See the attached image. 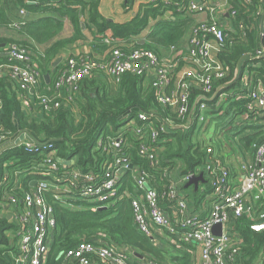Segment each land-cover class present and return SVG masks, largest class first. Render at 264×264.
Here are the masks:
<instances>
[{"label":"built area","instance_id":"1","mask_svg":"<svg viewBox=\"0 0 264 264\" xmlns=\"http://www.w3.org/2000/svg\"><path fill=\"white\" fill-rule=\"evenodd\" d=\"M22 1L29 5L35 3L32 0ZM140 1L148 4L155 0ZM245 2L249 4L250 0ZM184 10L191 14L211 15L210 20L198 23L191 30L186 50L172 49L171 58L160 59L149 50L113 45L102 58L70 57L65 62V69L54 82L53 97H37V107H41L44 112L54 113L74 102L78 95L77 84L81 80L99 74L118 84L129 74L142 80L148 77L156 103L168 109L172 117L163 118L150 111L137 112L136 117L128 120L130 112L124 114L120 118L122 125L115 132L108 133L97 141V150L106 156L101 175H82L73 168L76 159L71 161L73 165L62 164L58 159L55 162L54 147L41 137L35 141L26 132H22L27 134L32 142L23 139L15 145L14 141L20 134L17 135L11 147L22 146L28 154L44 157L46 160L43 159L44 162L40 161L38 164L42 171L36 174L41 176V179L32 180L31 189L24 192L21 199L15 195L6 197L5 187L2 191L7 201L5 216L14 226L11 231L14 245L12 264L46 263L49 243L56 227L53 208L47 200V194L53 200H63L79 192L81 198L95 204L94 210L105 209L107 203L117 198L122 178L128 171L131 172L136 190L134 195H125L130 197L133 223L139 233L156 239L155 232L160 231L178 247H193L198 255V264L239 263L241 240L236 233L234 221L243 217L253 219L254 207L264 201V85L258 82L252 88L247 71L240 79V93L236 94L235 99H244L246 103L244 112L236 119L243 126L259 127L254 131L259 133V137L251 146L252 157L242 156L244 161L238 166L240 175L237 176V185L234 186L231 181L230 168L217 157L198 167L194 173L179 175L178 170L161 168L157 147L161 134L185 133L192 127L204 124L210 111L218 110L235 95L233 90H226L214 101L213 107L201 100L193 108L198 98H210L216 85L229 75L228 68L219 61L218 53L222 50L226 38L224 31L234 29L237 11L232 9L226 0L218 5H213L209 0H192ZM225 12L229 24L222 26L218 24L216 14ZM19 13L22 18L28 15L22 8ZM238 28L244 31L242 25H238ZM103 42L111 45L115 40L107 34ZM262 53L258 52V57ZM3 56L7 63L0 65V78L6 77L14 82L22 98V107L30 108L32 102L28 97H32L33 90L41 84V74L34 65L31 52L24 47L10 44L3 49ZM180 66H187V69L182 68L176 72ZM64 89L70 90L71 94L62 95L61 91ZM193 92H196L197 97L192 104ZM1 113L0 97V134L3 132ZM130 133L137 139L135 155L146 160L149 169L157 175H152L141 166L133 165L128 152L132 148L128 139ZM4 140L6 138L2 136L1 141ZM174 173L177 175L174 176ZM200 174L205 180L203 191H208L205 195H210L212 200L211 210L203 219L195 215L184 217L188 203L179 197L178 189ZM8 179L10 178L5 172L1 185L8 184ZM164 206L174 211L172 216L166 214ZM218 224L221 225V232L220 235H215L213 227ZM250 229L260 233L264 231V223L251 224ZM62 257V264H160L154 259H139L133 252L118 250L113 245L87 243H81L68 250Z\"/></svg>","mask_w":264,"mask_h":264},{"label":"trees","instance_id":"2","mask_svg":"<svg viewBox=\"0 0 264 264\" xmlns=\"http://www.w3.org/2000/svg\"><path fill=\"white\" fill-rule=\"evenodd\" d=\"M3 1L0 0V30H12L27 41L0 38V45H5L0 49V65L7 63L3 49L10 44L24 47L31 52L34 65L41 74V85L33 94L35 104L39 102L37 97L40 99L53 97L54 82L65 69V64L61 63L53 68L54 59L66 45L83 40L84 30L92 34L94 52L102 53L113 45L133 46V49L149 50L160 59H169L172 56L171 50L181 49L180 45L190 29L198 25L191 19V13L184 10L192 0H155L153 3L141 4L138 13L130 21L122 24L113 23L102 17L99 12L100 0H32L35 2L32 5L22 0H14L19 9L22 8L31 14L45 15L33 20L22 18L23 20L19 22L10 20L3 7ZM226 1L237 11V15L234 29L224 31L226 38L222 50L218 53V59L225 68H228L229 75L216 85L214 91L232 79L236 64L243 55L251 57L243 71L248 73L250 86L253 88L258 82L264 84V53L258 57V52L264 47V37L260 39L261 27L264 36V20L259 23L264 10V0H250L249 4L245 0ZM167 13H171V17L167 18ZM64 20L70 23L73 35L70 38L57 39L64 32ZM238 25L243 26V32L239 30ZM148 28L143 44H138V37ZM107 34H110L115 43L107 45L103 42ZM42 45L46 48L39 51L37 46ZM88 58L94 57L89 55ZM45 75L49 76L48 84L43 79ZM77 85L78 96L74 98V102L54 113L44 112L41 107H37L40 117L35 118L24 112L18 98L19 93L12 87L11 81L1 77L3 132L0 134V148L12 141L20 132H26L35 141L43 137L54 147L55 162L56 159L66 162L76 159L73 168L82 175L90 173L101 175L106 156L97 150V141L106 134L115 132L122 125L120 118L124 114L130 112L128 119L130 120L137 116V113L131 110L137 108L139 112L154 111L163 118L172 117L168 109L156 103L151 86L133 75H125L120 83L114 84L99 74H93ZM240 85L241 81L229 89L233 90L235 95L223 106L208 113H221L217 120L222 123L225 120L224 124L232 125L231 132H237L239 135L247 129L245 126L236 125L235 122L236 117L244 112L246 103L244 99H235L236 94L240 93ZM196 95V92L192 93V104ZM207 104L213 107L215 102ZM248 128L255 131L259 127ZM193 130L194 127L185 133L161 134L157 143L161 168H179L180 175L194 173L198 167L215 158L212 156L214 151L210 144L192 141ZM2 136H5L6 140L1 141ZM258 137L259 133L254 132L239 138L236 151L240 153L249 151ZM128 139L132 144L128 152L133 165L141 166L152 175H157L149 169L146 160L135 155L137 139L133 134H128ZM43 159L44 157L28 154L22 146H13L0 152V264H12L11 254L14 252L7 234L14 226L6 216H3L7 201L2 191L5 187L6 197L15 195L21 199L22 194L31 189L30 182L41 179L36 172L42 171L38 164ZM5 172L10 179L8 184L2 186ZM135 190L131 172L128 171L122 178L117 198L107 203L105 209L94 210L95 204L81 198L79 192L63 200H53L47 194V200L53 208L56 227L49 243L48 259L45 264H62L63 254L81 243L113 245L118 250L130 251L136 254V257L154 259L160 264H191L189 254L179 251L176 258L168 257V253L156 243L157 238L151 239L137 231L133 223L130 197L127 196L134 195ZM258 215L256 214L253 219L243 217L234 221L236 233L241 240L238 264H254L259 258H262L260 264H264V231L256 233L250 229L251 224L264 223V218H257Z\"/></svg>","mask_w":264,"mask_h":264},{"label":"crops","instance_id":"3","mask_svg":"<svg viewBox=\"0 0 264 264\" xmlns=\"http://www.w3.org/2000/svg\"><path fill=\"white\" fill-rule=\"evenodd\" d=\"M209 2H211L213 5L214 4L218 5V4H221L223 2V0H209ZM132 4L134 7L133 12H132V9H133ZM141 4H144V3H142L140 0H100L99 12L104 19L111 21L113 23L122 24V23H126V22L130 21L138 13L139 10H137V7L139 8V6H141ZM3 7H4L8 17L10 18V20L12 22H19L20 20H23L20 15L16 14V11H18L19 8L16 6V3L14 2V0H4L3 1ZM122 7L125 8V11L122 10ZM121 13H124V15H121ZM263 13H264V10L262 11L261 16L263 15ZM42 16H45V15L44 14H42V15L37 14L36 15V14L28 13V15L24 18L27 20L28 19L33 20V19L40 18ZM190 16H191V19L193 20L194 24L205 22V21H208L211 19V15L208 13H197V14H191ZM227 16L228 15L226 12L223 14H219V13L216 14V20L218 21V24L222 25V26H227V24H229ZM261 16H260V18H261ZM120 18H122L123 20H121V21L118 20ZM260 18H259V23H260ZM81 20L83 21V19H81ZM64 25H65L64 32L57 39H66V38H70L73 35L72 27L67 20H64ZM83 34L85 37L83 40H78L72 44H68L59 51L58 55L54 59L53 68H55L60 63L65 64L67 59L70 57L89 56V55L93 56L94 58L95 57H98V58L105 57L107 50L102 52V53L99 51L94 52L93 47H92V40H93L92 34L88 30H84ZM146 35H147V33L145 34V36L140 35L137 39V43L139 44V42H143ZM190 36H191V29L180 45L182 50L187 49V45H188V41L190 39ZM260 37H261L260 38L261 40L264 37L262 27H261V36ZM17 38L18 39H16V40H18V41H21V40L27 41L26 38L18 36V35H17ZM45 48H46L45 45L37 46V49L39 51H43ZM261 51L264 53V47L261 49ZM182 68L187 69V66H180L179 69L176 70V72H179ZM175 77H177V76H175ZM175 77H174V79H175ZM43 79H44V77H43ZM148 79L149 78L147 77L146 79H143V81L146 84H149ZM49 81H50V79H49ZM11 84H12V87L18 91V93H19L18 98L20 101H22L20 92H19L16 84L14 82H11ZM262 85H264V84L262 83ZM37 88L33 90L32 94L35 93ZM61 94L64 96H67V95H70L71 92L68 89H64L63 91H61ZM28 99L32 102V105L30 108L23 107L24 112H26L30 117L39 118L40 114L38 113L37 105L33 102V95H32V97L29 96ZM74 113L76 114V112H74ZM236 122H237L238 126H243L239 120L236 119ZM245 127L247 129H245L243 131V133H241L238 136L239 138L246 136L248 134L254 133V131L252 129L248 128V126H245ZM22 134L23 133L20 132L19 136H22ZM42 138L43 137H41V139ZM12 141L6 143V145L3 146L2 148L12 145ZM2 148H0V150ZM236 153L241 157V159H238L239 162H236V164H235V159H232L233 161L222 160L230 168L231 178H232L231 181H232L234 186L238 184L237 176L240 175V173H239L240 171L238 169V166H239L240 162L243 161V157H242L241 153L237 152V151H236ZM175 170H178L177 174L179 173V175H180L179 169H175ZM177 174L174 173V176ZM203 185L205 186V180L204 179H202L198 183V188L193 186V185L189 186L188 184H186L182 188L178 189L179 197L184 199L188 203V210L184 213V217L195 215V216H198L199 218L203 219V218H206L208 216V214L211 210L212 200H211L210 195H207V196L205 195L206 193H208V191H206L204 193L203 189H205V187H203ZM199 188H200V191H199ZM164 207H165L164 209H165L166 214L168 216H172L174 211L171 210V208H169L168 206H164ZM3 216H5V213H3ZM259 217H262V215L259 214L257 216V218H259ZM7 220L9 221L8 217H7ZM155 233H156L155 235L157 236V239L159 237V239L157 240L156 243L158 244V246L161 249L165 250L168 253V257H172V258L175 257L176 258L177 256H179L178 252L181 251V252H185V253L189 254V256L191 257V264H198V261H199L198 255H197L196 251H194L193 247H186V246L178 247L177 244H174L173 242H171V240L166 239V237L164 235H162L163 234L162 232L156 231ZM240 248H241V246H240Z\"/></svg>","mask_w":264,"mask_h":264},{"label":"rangeland","instance_id":"4","mask_svg":"<svg viewBox=\"0 0 264 264\" xmlns=\"http://www.w3.org/2000/svg\"><path fill=\"white\" fill-rule=\"evenodd\" d=\"M132 8H133L132 9V12H133L134 10L133 4H132ZM122 10L125 11V8L122 7ZM137 10H139L138 7H137ZM16 14L18 15L20 14L19 10L16 11ZM121 15H124V13H121ZM166 17L167 18L171 17V13H167ZM118 20L121 21L123 19L120 18ZM148 31H149V28L146 31H144L142 35L145 36V34L148 33ZM0 38L12 39V40L18 39L17 35L12 30H0ZM218 113L219 112L208 114L207 121L204 124H201L194 128L193 133H192V141L196 143L198 142L200 144H210V147L214 151L212 152L213 157L215 156L217 158H220L226 161L227 160L233 161L232 159H235V164H236V162H239L238 159H241V157L236 153V150H237L236 143L238 142L239 134H237V132L236 133L233 131L231 132L230 127H232V125L224 124L225 120L223 123L221 121H218L217 117L221 115V113L220 114ZM122 122L123 121H120V123ZM245 154L249 158H251L253 155L252 149L250 148L249 151H243V153H241L242 156H245ZM180 174H181V171H180ZM262 212H264V201L257 203V206L254 207V215L261 214L262 215L261 218H264V213ZM7 234L10 239V245L13 247L14 245H13L12 232H8ZM261 259L262 258L257 259L254 264H260Z\"/></svg>","mask_w":264,"mask_h":264},{"label":"water","instance_id":"5","mask_svg":"<svg viewBox=\"0 0 264 264\" xmlns=\"http://www.w3.org/2000/svg\"><path fill=\"white\" fill-rule=\"evenodd\" d=\"M263 20H264V13H263V15H262L261 18H260V23H262ZM82 28H84V25H83V24H82ZM139 44H143V42H139ZM4 46H5L4 44L0 45V49L3 48ZM250 60H251L250 55H243V56L238 60V62H237V64H236V67H235V70H234V74H233L232 79H231L230 81L225 82L224 84L218 86V87L216 88V90L214 91L213 95H212L210 98H205V97H200V98H198V99L195 101V103H194V105H193V108H195L196 105H197L201 100L206 101V102H209V103H212V102H214V101L218 98V96H219L223 91H226V90H229V89L233 88V87L239 82V80L241 79V77L243 76V71H244L245 65H246V63H247L248 61H250ZM59 62H60V61H59ZM59 62H58V63H59ZM44 80H45L46 83H48V82H49V76L45 75V76H44ZM131 112H135V113H137V112H139V110H138L137 108H135V109H132ZM23 139L32 142L31 138H30L27 134H22V136H19V138L16 139V140L14 141V144L17 145L20 141H23ZM11 146H12V145L2 148V149L0 150V152L7 150V149H8L9 147H11ZM58 161L61 162L62 164H65V165H73V164H74V163L71 162V161H70V162H66V161H61L60 159H58ZM202 179H203V175L200 174L199 176H196V177L192 178V179L188 182V185H189V186H190V185H193V186H195V187H198V183H199ZM146 188L149 189L148 186H146ZM220 232H221V225L218 224V225H216V226L213 227V233H214L215 235H220ZM138 258H139V259H142L141 256H138Z\"/></svg>","mask_w":264,"mask_h":264}]
</instances>
